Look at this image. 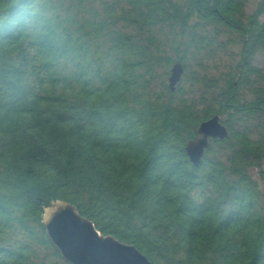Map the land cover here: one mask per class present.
<instances>
[{
	"label": "trees",
	"instance_id": "trees-1",
	"mask_svg": "<svg viewBox=\"0 0 264 264\" xmlns=\"http://www.w3.org/2000/svg\"><path fill=\"white\" fill-rule=\"evenodd\" d=\"M247 1L0 0V264H71L43 223L54 201L152 264H264V0ZM227 44L224 85L192 69ZM175 63L209 92H154ZM214 116L229 137L194 166Z\"/></svg>",
	"mask_w": 264,
	"mask_h": 264
},
{
	"label": "water",
	"instance_id": "water-1",
	"mask_svg": "<svg viewBox=\"0 0 264 264\" xmlns=\"http://www.w3.org/2000/svg\"><path fill=\"white\" fill-rule=\"evenodd\" d=\"M183 75L182 63H175L169 78L171 92L176 91ZM198 135L186 146L187 156L194 166L201 164L211 139L225 140L229 132L221 117L214 116L200 125ZM43 223L53 245L71 264H152L133 245L102 235L93 222L80 215L69 203L51 202L44 208Z\"/></svg>",
	"mask_w": 264,
	"mask_h": 264
},
{
	"label": "rangeland",
	"instance_id": "rangeland-1",
	"mask_svg": "<svg viewBox=\"0 0 264 264\" xmlns=\"http://www.w3.org/2000/svg\"><path fill=\"white\" fill-rule=\"evenodd\" d=\"M69 2V0H67ZM261 0H248L245 6V11L247 15L252 14L257 9L259 3ZM237 40V38L233 36H225L224 40ZM240 46L238 44H227L224 47V50L218 49L215 54L211 57H207L204 55H201L200 57L203 58V64L204 66L202 68H199L196 63L197 61L194 60L192 63V69L202 76H206L210 80H218L219 86L224 85L225 80L232 78V76L235 74L237 70V65L240 61ZM254 66L257 68H264V50H261L254 58L253 60ZM171 75V68L169 70L160 69L158 71V80L155 82L153 89L154 92H161L163 88V83L169 84V78ZM185 79V80H184ZM191 77L190 75L186 77V73L183 76V81L181 82V86L183 87L184 91L189 93V95H192L193 98L196 100L199 99V97L207 92H209L207 89H205L200 84L191 85ZM245 94L246 100H252L253 95L248 92L246 89L243 90ZM208 96V95H207ZM206 96V97H207ZM202 107L199 106V109ZM227 116H222V120L225 121ZM252 122V120L250 121ZM261 134L260 129H256L254 131L253 137L256 138ZM252 176L257 180L260 181V187L264 190V182L261 180V176L258 172V170H253ZM47 251L44 252V254Z\"/></svg>",
	"mask_w": 264,
	"mask_h": 264
},
{
	"label": "flooded vegetation",
	"instance_id": "flooded-vegetation-1",
	"mask_svg": "<svg viewBox=\"0 0 264 264\" xmlns=\"http://www.w3.org/2000/svg\"><path fill=\"white\" fill-rule=\"evenodd\" d=\"M223 121V120H222ZM223 123V122H222Z\"/></svg>",
	"mask_w": 264,
	"mask_h": 264
}]
</instances>
